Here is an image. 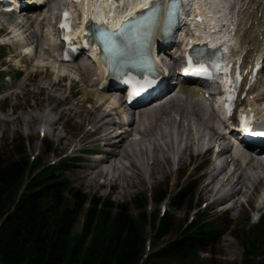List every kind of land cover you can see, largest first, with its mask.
<instances>
[{
  "label": "rangeland",
  "instance_id": "1",
  "mask_svg": "<svg viewBox=\"0 0 264 264\" xmlns=\"http://www.w3.org/2000/svg\"><path fill=\"white\" fill-rule=\"evenodd\" d=\"M249 1L252 3L254 0H247V3ZM255 1L256 3L261 2V0ZM55 2H57V6H54L51 19L46 20V22L39 26L36 23V26H32L24 33L26 41L27 39L32 40L38 46L32 64L29 58L25 60H22V58L17 59L13 47L0 50V75L3 67L9 72L13 64L17 66L16 68L25 71L19 77H14L13 81L0 77V154L6 156L12 148L19 147L28 156L39 158L43 162L58 165L64 160V163L59 164V166L62 165L60 167H64L61 174H64L68 178V185L76 189L80 195H83L82 198L88 201L86 209L92 208V200L131 204L135 198L142 199L145 196L147 197V195H151L154 191L168 190L169 198L162 205L150 204V200L148 199V206L145 208V210L150 209L149 211H155L164 207L169 214V226L165 235L160 239H156L150 228L147 229V238L150 244V251L148 253H151V249H153V253L164 248L168 242L175 239L180 228L189 219L196 217L197 212L193 210L196 205L198 206L201 202L207 203L208 197L203 198L202 196L206 180V170H203L201 166L205 160H208V157L206 155L196 157L192 154H186L184 156L185 165L183 169L178 171L174 169L175 167L173 170L165 168L166 174L164 177L158 175L157 180L149 181L146 185L140 184L137 179L133 181L130 179V176L133 174L135 176V171L125 170L121 172L120 176H117L118 174L114 175L118 179L116 178V186L112 189H90L87 187L89 181L88 174L92 172V170L90 171V167L95 164H89V161H82L80 159L83 157L82 151L84 149L94 148L93 142L90 141L89 145L87 143L89 138L92 137V131L94 130L91 123L94 120V116L98 115L95 106L97 105L99 94L95 92L94 87L90 86V83L91 85L93 83V79L90 76L83 75L81 71H73L72 75L69 73L71 76L68 75L66 77V74L63 72H55L53 69V66H55V68H59L62 71L63 65L56 62L55 55L57 51L54 50L53 53H50L42 45V31L44 26L50 24L52 21L54 23L58 19L60 10L64 6V4L57 0L52 4L54 5ZM48 14L46 13V15ZM0 21L9 25L15 24L16 20L14 17L0 14ZM6 30L7 27L0 25V42L3 39L9 42L10 38L7 37ZM74 67L77 68L78 65ZM258 90L264 91V85H260ZM261 98L264 99V95ZM177 103L185 108H188L190 104H200L194 102L192 99L184 98H179ZM258 104L263 105L264 103L258 102ZM210 113L212 114V111ZM173 114H176L175 118L177 121L181 120L180 114L172 112L171 117L168 115L165 117L166 119L161 117L158 123H174L173 131L176 125ZM31 115L36 116L38 119L43 118L48 124L52 123V125H43V123H33L31 125L29 119ZM210 117L211 120L214 118L212 115ZM183 120H185L183 123L177 124L178 132L182 129L179 126L180 124L185 125L186 121H188L187 124L189 123L188 118H183ZM54 122L57 123L55 126H53ZM208 122L210 123V121ZM46 140L53 145L52 151L45 150L44 141ZM77 149H81L82 151H75ZM145 171L146 173L148 172L146 169ZM249 173H252V171ZM255 173L256 171L253 170L252 174L257 176L258 174ZM146 177L149 180V175H146ZM262 177L260 175L257 176L256 179L259 184L256 185L251 183L252 178L250 180L246 178L244 185L246 187L243 188L246 193L240 198L241 201L246 200L245 196L251 195L250 202L256 196H260L259 192L264 188ZM194 181H197L195 194L192 195L194 200H191V196H187L177 207H174L171 204V199L180 192L182 187H186ZM102 182L100 180L99 184ZM262 201L264 205V198ZM199 210L204 211L203 217L207 221L219 220L218 211H216L215 206L209 207L206 211L203 207H200ZM139 212L142 211H134V214ZM261 214H259L258 208H256V211L252 210V204L242 205L239 210L232 209L228 213V220L232 225L229 230L236 231V234H231L230 231H227L218 243L209 247L208 250L198 252L196 258L191 262L173 258L166 254L167 256L158 258L155 264H241L245 252L243 228L248 222L250 225L256 224L258 216ZM82 227L83 217H80L75 225L74 232L80 233Z\"/></svg>",
  "mask_w": 264,
  "mask_h": 264
},
{
  "label": "trees",
  "instance_id": "2",
  "mask_svg": "<svg viewBox=\"0 0 264 264\" xmlns=\"http://www.w3.org/2000/svg\"><path fill=\"white\" fill-rule=\"evenodd\" d=\"M44 146L47 151L53 148L47 140ZM60 166L40 159L31 162L19 147L6 156L0 154V264H155L166 254L191 262L228 231L226 217H221L222 222L207 221L200 214L194 224L182 226L175 239L145 259L147 229L160 239L169 226V215L159 220L156 210L150 216L146 196L131 204L92 200V208L86 209L88 201L68 185ZM194 187L192 183L183 188L171 204L177 207ZM166 198L167 190L153 195L158 205ZM80 217L82 231L75 233ZM243 234L241 264H264V224L245 227Z\"/></svg>",
  "mask_w": 264,
  "mask_h": 264
},
{
  "label": "bare ground",
  "instance_id": "3",
  "mask_svg": "<svg viewBox=\"0 0 264 264\" xmlns=\"http://www.w3.org/2000/svg\"><path fill=\"white\" fill-rule=\"evenodd\" d=\"M89 1L90 6L93 9H111L112 13L116 16L115 25L120 26L122 23L121 19L123 18L122 15L125 12V9H121L122 4L126 7L135 6L136 11L139 8H144V4H149L153 0H137L136 3H134L133 0H129V2H126V0H113L112 6L110 7L107 3L108 0ZM188 1H191V11L198 10L206 14V21L209 27H219L223 23L234 22L232 27L234 29L238 28L235 37H232V33H229L228 30H224L223 33L218 34V37L222 38L227 49L230 48V45L233 42L242 39L239 45L242 53L247 52L246 57H250L259 51V34L255 39V33L260 31L262 27L264 28V7L261 6V3L252 2V6L247 7V2L243 0L238 3L236 9L231 10V0ZM56 3L57 2H55V4L46 12L49 14L41 20L42 23L50 19L54 6H57ZM245 7L246 10L241 13L240 8ZM72 13L75 16L77 15L75 12ZM209 15L211 17H208ZM221 27L223 28V26ZM19 32L15 36L16 40H19L22 37V34ZM25 56H31L30 52H26ZM53 67L55 72H63L66 74V77L68 75L71 76L73 71L81 70L80 66L76 68L74 65H63L62 71H60L59 68H55V66ZM83 73L88 76L90 71L86 69ZM93 82L95 83V81ZM90 86L92 87L91 83ZM189 91L193 90H188L186 87L182 88L183 93H188ZM119 102V100L114 99L110 95L105 96V94H99L97 105L95 106L98 115L94 116V120L91 123L95 135H97L104 127L107 128L110 126L109 122H106L105 124L101 123L107 118L106 116H108L110 110L113 108H119L121 105ZM189 107L185 108L176 101H169L155 111L131 114V122L126 132L118 137L108 139L113 142L110 144V146L113 147V152L105 156L98 164L90 167V171L92 170V172L88 174L89 181L87 187L90 189L114 188L116 186V180L118 179L117 176H120L121 172L125 170L135 171V176L133 174L130 176V179L132 181L137 179L140 184L146 185L149 181L157 180L158 175L164 177L166 174L164 170L165 168L173 170L175 167L174 169L178 171L183 169L185 165L184 156L186 154H192L196 157L201 156L204 153L206 146L216 136V129L209 116L210 113L203 105L190 104ZM172 112L180 114L184 119H189L188 124V121H186L187 125H179L180 128H182L180 132H178L177 124L185 121L181 116V120L177 121L175 118L176 114H173L174 121L176 122L173 131L172 128L174 123H158L159 118L162 117L166 119L165 117L167 115L171 117ZM133 117H135V120ZM29 119L31 125L33 123L52 125V123L48 124L43 118L38 119L34 115H31ZM208 121H210V123ZM56 124L57 123L54 122L53 126ZM207 137H210V139ZM234 156L235 158L233 159V162L237 167L234 170H231L229 174L220 181L219 178L228 168L227 166L221 167L215 175H209V182L203 187L202 196L203 198L208 197L210 207H213L226 199L231 200L235 197L244 196L246 191L243 188L246 187L244 186L246 178L247 180L252 178L251 183L254 185L259 184L256 179L258 175L255 176L252 173L253 170L256 171L260 167L261 171L264 172V158H262L264 155L252 156L248 152L234 151ZM256 167L258 168L256 169ZM145 169L148 171L147 173ZM250 171H252V173H249ZM116 174L118 175L114 176ZM146 175H149V180ZM100 180L103 181L101 184H99ZM230 200L227 203H230Z\"/></svg>",
  "mask_w": 264,
  "mask_h": 264
},
{
  "label": "snow or ice",
  "instance_id": "4",
  "mask_svg": "<svg viewBox=\"0 0 264 264\" xmlns=\"http://www.w3.org/2000/svg\"><path fill=\"white\" fill-rule=\"evenodd\" d=\"M181 3V0H170V9L168 10V15L171 16L173 14V11L177 10L179 8V5ZM143 7L147 9L146 12L139 14L137 16V21L143 20L145 17L154 14L160 10L162 5L160 4L159 0H154L152 5L144 4ZM67 13H65V17H67ZM105 23H107L105 21ZM66 26V25H62ZM131 28L132 21H126L125 25H121L117 32H108L106 29H97L95 26L89 27V32L92 36H99L106 47L111 46L114 48L118 53L123 54L125 50L128 47V44L126 41H124V32L125 27ZM215 53L210 54V56H214ZM193 58L196 59L197 62V68L196 71L204 74V75H210L208 72V69L204 66L205 63H213V66L218 68V64L215 63V61H210V57L205 58L204 57V51L203 49H196L193 52V55L189 57V68L185 69V72H188L192 68ZM154 83V80H148L144 84L140 85L138 88L134 89L132 93L130 94L129 99H131L132 96L139 95V92L143 90L144 87H150ZM242 130L251 136L256 137H264V122H260L258 124H249L247 122V118L242 119Z\"/></svg>",
  "mask_w": 264,
  "mask_h": 264
}]
</instances>
